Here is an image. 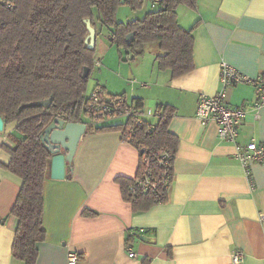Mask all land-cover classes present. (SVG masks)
Returning <instances> with one entry per match:
<instances>
[{"label": "crops", "instance_id": "crops-1", "mask_svg": "<svg viewBox=\"0 0 264 264\" xmlns=\"http://www.w3.org/2000/svg\"><path fill=\"white\" fill-rule=\"evenodd\" d=\"M178 19L195 40L190 73L172 78L158 68L157 46L147 45L141 56L118 62L122 94L108 91L109 82L103 86L109 96L142 100L151 113L164 105L175 109L169 132L179 143L167 201L134 211L116 179L136 176L137 148L121 140V128L87 131L65 179L50 172L45 181L46 238L38 244L36 264H69L70 252L80 256L76 264H232L236 251L244 253L242 264H264V162L252 163L249 181L233 145L219 140L218 126L196 118L200 97L220 90L221 62L252 78L264 75V0H197L195 9L180 6ZM105 39L111 43L97 35L96 50ZM95 59L99 69L114 73L111 60ZM227 99L231 107L252 104L256 87H232ZM258 113L257 119L251 109L243 118L241 143L254 138L264 144V106ZM16 128L9 124L0 131V264H25L12 253L18 220L11 211L21 180L4 168L11 157L3 145L13 146L9 135L19 136Z\"/></svg>", "mask_w": 264, "mask_h": 264}, {"label": "trees", "instance_id": "trees-1", "mask_svg": "<svg viewBox=\"0 0 264 264\" xmlns=\"http://www.w3.org/2000/svg\"><path fill=\"white\" fill-rule=\"evenodd\" d=\"M10 8L0 4V117L4 127L16 124L9 135L13 146L3 145L11 157L5 170L21 180V189L11 214L18 220L12 253L25 264H36L38 244L45 240L44 184L51 172L53 153L42 140L47 127L57 118L69 123H85L89 101L88 79L95 67L96 45L87 47L89 35L85 20L91 19L97 35L107 31L112 45L124 49L132 59L141 56L145 46L159 50L157 65L169 70L172 78H180L195 68L194 36L183 28L178 8L197 7V0H160L142 18L121 22L117 15L121 6L137 12L144 0H11ZM135 32V40L126 43V35ZM90 77V75H89ZM118 96V95H115ZM52 99L48 106L39 103ZM137 109L143 101L134 99ZM156 120L144 119L136 132L139 144L152 155L150 167L160 179L164 167L160 153H167L174 165L179 140L169 132L175 114L172 106L159 107ZM120 120V119H116ZM88 126L91 130H118L110 122ZM98 128V129H97ZM141 156L135 177L142 172ZM173 173V168L171 169ZM123 197L134 211L147 210L168 199V190L161 189L162 199L151 195H131L133 178H117Z\"/></svg>", "mask_w": 264, "mask_h": 264}, {"label": "built area", "instance_id": "built-area-1", "mask_svg": "<svg viewBox=\"0 0 264 264\" xmlns=\"http://www.w3.org/2000/svg\"><path fill=\"white\" fill-rule=\"evenodd\" d=\"M160 0H154L157 5ZM0 4L10 8L11 0H0ZM95 66H101L95 62ZM220 90L214 95H202L198 101L196 118L203 124L214 123L218 126V138L220 141L233 145L234 159L243 167L249 181H251V165L254 162H264V144L258 143L254 138L248 143L239 141L240 126L248 111L253 109L258 119V110L264 106V75L252 78L229 63L223 61L220 65ZM240 84H253L256 87V99L252 104L239 107H231L228 104V90ZM87 127L101 125L112 120L123 121L121 127V140L137 148L141 164L143 166L140 176L133 178L129 192L131 195H151L155 200L162 199V189L169 191L173 182L174 165L169 161L167 153H160L159 165L164 167L160 179L157 178L150 167L152 155L148 154L146 148L139 144L136 139V132L143 127L144 119L147 116H158L159 111L151 113L144 108L137 109L135 101L126 95L109 96L102 86H95L89 92V101L86 108ZM173 168V173L171 169ZM251 188L253 183L251 182ZM129 256L136 258L137 254L129 248ZM244 253L236 251L233 255L232 264H242ZM80 261L77 253L68 254L69 264H76Z\"/></svg>", "mask_w": 264, "mask_h": 264}, {"label": "water", "instance_id": "water-1", "mask_svg": "<svg viewBox=\"0 0 264 264\" xmlns=\"http://www.w3.org/2000/svg\"><path fill=\"white\" fill-rule=\"evenodd\" d=\"M89 35L86 39L87 47L94 49L97 39L96 29L92 25L91 19L85 20ZM135 32L126 35V43L131 44L135 40ZM90 69L86 68L83 78L88 79ZM52 99L40 102L39 104L48 107ZM4 129V120L0 117V131ZM87 132L85 123H69L61 118L55 119L44 131L42 140L48 144L53 153L51 159V178L63 180L66 177L67 167L71 166L73 158L81 137Z\"/></svg>", "mask_w": 264, "mask_h": 264}, {"label": "rangeland", "instance_id": "rangeland-1", "mask_svg": "<svg viewBox=\"0 0 264 264\" xmlns=\"http://www.w3.org/2000/svg\"><path fill=\"white\" fill-rule=\"evenodd\" d=\"M154 0H144L143 8L140 11L134 12L132 11L128 6H121L118 12V20L128 22L129 20H133L136 18H142L144 14L150 10V7H152ZM104 35L107 37L108 33L107 31H103ZM102 40L98 41V46L96 50V58L98 59L99 57L104 60L108 59V62L111 60L112 64L114 66V73L112 72H107L104 70V68L99 69L98 66H95L90 74L89 81H88V86L90 91L95 87V86H106V82L111 83V86L107 88L108 91L112 93H121L124 92L125 83L121 82L120 79L123 80L124 76L123 73L124 71L120 70L118 66V62L122 61L120 60L121 58H127L128 56L126 55V52L124 49H119L116 45H112L109 43L106 39L103 40L106 44L102 46L103 42ZM104 55V56H103ZM132 56V54H131ZM124 63L126 60L123 61ZM105 64V63H103ZM116 75V76H115ZM121 76V77H120ZM129 83V82H128ZM112 87V89H111ZM139 88V87H138Z\"/></svg>", "mask_w": 264, "mask_h": 264}]
</instances>
